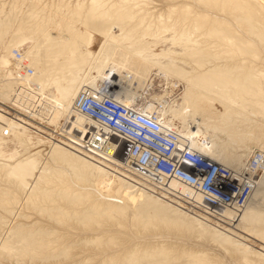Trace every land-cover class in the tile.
<instances>
[{
  "label": "bare ground",
  "instance_id": "bare-ground-1",
  "mask_svg": "<svg viewBox=\"0 0 264 264\" xmlns=\"http://www.w3.org/2000/svg\"><path fill=\"white\" fill-rule=\"evenodd\" d=\"M98 87L156 114L191 150L254 175L246 205L212 211L175 180L150 182L84 151L74 129L88 121L75 105ZM258 151L264 0H0V264H264ZM130 207L132 232L143 231L130 243L147 241L119 249ZM106 223L124 229L110 235Z\"/></svg>",
  "mask_w": 264,
  "mask_h": 264
},
{
  "label": "built area",
  "instance_id": "built-area-1",
  "mask_svg": "<svg viewBox=\"0 0 264 264\" xmlns=\"http://www.w3.org/2000/svg\"><path fill=\"white\" fill-rule=\"evenodd\" d=\"M14 54L21 58L19 52ZM75 110L88 121L83 129H74V135L82 138L80 147L84 151L107 153L110 159L126 162L130 171H137L150 182L175 180L202 195L201 206L209 210L246 205L254 175L233 171L191 150L176 132L165 129L156 114L119 102L105 87L81 91ZM261 166L264 155L256 152L250 169L254 173Z\"/></svg>",
  "mask_w": 264,
  "mask_h": 264
},
{
  "label": "rangeland",
  "instance_id": "rangeland-1",
  "mask_svg": "<svg viewBox=\"0 0 264 264\" xmlns=\"http://www.w3.org/2000/svg\"><path fill=\"white\" fill-rule=\"evenodd\" d=\"M164 37L169 38L170 35H169V34H164ZM162 45H163L164 47H165V45L168 46V44H166V43H165V44H162ZM163 46H158V47H156L157 51H160V48L163 47ZM97 47H98V45H96V48H95V49H97ZM158 49H159V50H158ZM177 51L180 52V48H178ZM12 54H13V52H12ZM13 55H14V54H13ZM27 72H28V71H27ZM157 88H159V87H157ZM157 88H156V89H157ZM159 89H160V88H159ZM157 90H158V89H157ZM2 106H3V108H4V112H5L6 114H8L9 116L22 115L21 112H20L19 110H16V109L13 108L10 104H5V105H2ZM9 113H10V114H9ZM61 124L63 125V122H62ZM42 127H44V126H42ZM44 128L48 129V131H50V132H48V133H50V134H51V132H55V131H56L55 129H52V128H49V127H44ZM31 132H32V135H34V136L40 135L41 137H47L48 139L51 138L50 135H48V136H44V135L39 134V133L36 132L35 130H32ZM47 138H46V140H48ZM258 152H259V151H258ZM45 161H47V160H45ZM45 161H44V163H45ZM86 186H87V185H85V187L82 186V189L85 188L84 190H81V188H79V189H78L79 192L81 191L82 193H84V192L86 191V188H87ZM83 187H84V188H83ZM88 187H89V188L91 187V188L88 189V190L92 192V186H88ZM93 190H94V189H93ZM83 191H84V192H83ZM94 191H95V190H94ZM97 193L99 194L100 191H99V192H96V193L94 192V195H95L96 197H98V198H96V199L94 198L95 200H99L100 198H102V197H101V194H102L103 192H101L100 195H98ZM96 194H97V195H96ZM102 195H103V194H102ZM104 197H105V196H104ZM104 197H103V198H104ZM114 198H115V197H111V198H109V200L113 199V201H111V202H113V203H115V202L118 203V204L121 203L120 205H122V203H124L125 207L128 206V205L126 204L127 201H125V202H126V203H125V202H123V201L121 202V200H119V199H117V198H115V199H114ZM104 199H105V198H104ZM116 199H117V200H116ZM105 200H106V199H105ZM124 205H122V206H124ZM125 207H124V208H125ZM130 208H131V207H130ZM130 208H126V209H130ZM127 212H129V213H128L129 216H127V219L124 220V222L126 221L125 223L127 224V226H125V225H126L125 223H124L125 225H123L126 229H124V227H123V228L120 227L121 230L124 229V231L121 232L122 234H120V235L118 234V233H120V232H119L120 229L118 230V225H116L115 223H114V224H112V223H108V225H107V223H106V224H104V225H106L107 227L104 226V225H102V227H100V229L103 228V230H104V227H105V230H104V231H105V232L107 231L108 233L111 232L110 229H111V227H112V229H114V230H112V229H111V230H112V232H113L114 234L111 232L110 235H111V234H113V235H115V236H118V235H119V238L121 237V235H122V236H123V235H125V236L127 235L126 237H125V236L121 237L122 239L120 238L118 242L116 241L117 243L115 242L116 245L119 246L118 243H119L120 241L123 242V240H124L125 245L122 244V242H120L123 246L120 244L119 249H120V247H121V249H125L124 246H125V247L128 246V247H126V248H130V247H133V246L136 245V244H139V242H140L139 238H138V239L136 238V239L134 240V241H137V242H135L136 244H134V245H133L134 241H133V243H132V242L130 243V241H132V238H131V240H130L129 238L132 237L131 235H133V234H135L136 237H138V236H140V235L142 236L141 233L143 232L141 229H138V227H135V228H136V230H134L135 233H133L134 231L132 232V230H133V229H132V228H133V225L131 224L130 220H131V216H132V213L134 212V210H132V208H131V211L129 210V211H127ZM130 212H131V213H130ZM128 217H130V219H129ZM11 222H14V221L11 220ZM12 224H13V223H12ZM12 224H10V225H12ZM110 224H111V225H110ZM130 224H131L132 226H131ZM112 225H113V226H112ZM103 226H104V227H103ZM108 226H109V227H108ZM113 227H114V228H113ZM116 227H117V228H116ZM130 227H131V229H130L131 232H130V231H127ZM106 228H107V230H106ZM100 229H99V231H98V232H100L99 234H102V235H106V234H107V235H108V233L101 232L102 229H101V231H100ZM115 229H116V230H115ZM108 230H109V231H108ZM121 230H120V231H121ZM125 230H126L127 232H126ZM114 231H115V232L118 231V232L115 234ZM95 232H96V234H98L97 231H95ZM123 232H125V233L123 234ZM139 232H140V233H139ZM128 233H130L129 236H128ZM136 233H138V235H137ZM144 233L147 234V233H149V232H144ZM144 233H143V234H144ZM174 233H175V231H174ZM162 234H165V233H162ZM166 234H169V233H166ZM166 234H165V235H166ZM78 235L81 236L82 233H78ZM76 236H77V235H73V238H76ZM82 236H83V237H89V236H91V233L87 232V233H84ZM144 236H145V235H144ZM123 238H124V239H123ZM125 238H127V239H125ZM128 239H129V240H128ZM146 239H147V238H146ZM146 239H144V241H147ZM117 240H118V239H117ZM126 240H127V241H126ZM138 240H139V242H138ZM255 240H256V239L252 240L253 242H255V245L253 244V246H257V245H258V242L256 243ZM75 241L77 242V239H75ZM125 241H126V242H125ZM128 241H129V242H128ZM144 241L141 240L140 243H143V244H144V243H145ZM148 241H150V239H149ZM172 241L176 242L175 240H172ZM127 242H128L129 244H132V246H130ZM126 244H127V245H126ZM129 246H130V247H129ZM94 254H96V253H94ZM98 254H99V253H98ZM98 254H97V255H98ZM97 255H95V257L92 256V257H90V258H93V259H94V258L100 256L101 254L98 255V256H97ZM81 257H82V256H79V257H77L76 259H74V262L79 261ZM82 258H83V257H82ZM82 258H81V259H82ZM98 259H99V258H98ZM96 260H97V258H96ZM63 264H64V263H63Z\"/></svg>",
  "mask_w": 264,
  "mask_h": 264
}]
</instances>
